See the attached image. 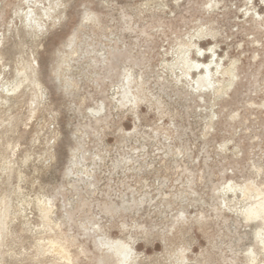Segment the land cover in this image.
Returning <instances> with one entry per match:
<instances>
[{
  "label": "rangeland",
  "instance_id": "rangeland-1",
  "mask_svg": "<svg viewBox=\"0 0 264 264\" xmlns=\"http://www.w3.org/2000/svg\"><path fill=\"white\" fill-rule=\"evenodd\" d=\"M0 264H264V0H0Z\"/></svg>",
  "mask_w": 264,
  "mask_h": 264
}]
</instances>
